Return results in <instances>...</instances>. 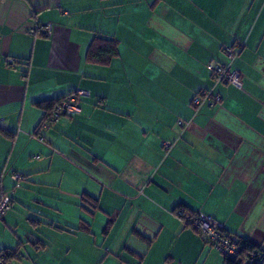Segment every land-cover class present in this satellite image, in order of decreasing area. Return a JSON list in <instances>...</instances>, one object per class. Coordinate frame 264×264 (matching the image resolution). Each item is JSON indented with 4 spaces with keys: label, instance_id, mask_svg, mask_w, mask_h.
<instances>
[{
    "label": "crops",
    "instance_id": "0c3cea01",
    "mask_svg": "<svg viewBox=\"0 0 264 264\" xmlns=\"http://www.w3.org/2000/svg\"><path fill=\"white\" fill-rule=\"evenodd\" d=\"M96 35L108 66L86 60ZM212 58L242 88L196 109ZM81 91L38 132L39 103ZM0 118L4 264H224L179 207L264 250V0H0Z\"/></svg>",
    "mask_w": 264,
    "mask_h": 264
},
{
    "label": "built area",
    "instance_id": "2783aa9c",
    "mask_svg": "<svg viewBox=\"0 0 264 264\" xmlns=\"http://www.w3.org/2000/svg\"><path fill=\"white\" fill-rule=\"evenodd\" d=\"M42 32L45 36L52 37V25L48 24L43 26ZM222 52L229 61H232L238 55L239 49L224 47ZM10 63L11 67L15 66L14 61H10ZM205 68L209 73L213 86L211 88L201 90L194 96L192 104L196 109L201 108L205 104L213 106L221 103L219 94L214 91L215 86L218 84H227L238 90L242 88L240 73L236 70L230 69L228 65L221 64L219 61L212 58L206 62ZM84 96L85 92L81 91L74 96L66 98V100L61 103L60 107L57 108L54 116L43 124L42 129L49 130L61 118L79 114L81 112V98ZM2 122L3 121L0 118V128L2 127ZM178 125L184 128L186 123L185 121L180 120ZM172 147L173 146L171 144L164 143V149L166 151H169ZM11 178L17 187L22 184V181H25V177L20 173L12 174ZM12 208V201L8 198L7 193L0 187V220L4 219ZM175 215L184 226L195 229L200 234L202 239L216 249L223 257L231 260L236 259L242 244H240L236 239L226 236L225 233H223V225L213 217L203 213L193 214L188 212L183 207L178 208ZM255 262L261 263V260L257 259Z\"/></svg>",
    "mask_w": 264,
    "mask_h": 264
},
{
    "label": "trees",
    "instance_id": "16d2710c",
    "mask_svg": "<svg viewBox=\"0 0 264 264\" xmlns=\"http://www.w3.org/2000/svg\"><path fill=\"white\" fill-rule=\"evenodd\" d=\"M118 55L119 51L116 40H114L113 38H106L100 35H96L87 50L86 60L89 63L95 65L108 66ZM74 95L76 94L73 93L56 100L39 103V106L45 111V114L38 127V132L41 131L43 124L54 116L57 108L60 107L61 103L65 101L66 98ZM223 233H225L226 236L231 237L225 232V230H223ZM236 240L240 244H242L238 252V256L234 260L224 257V264H264V250L258 248L253 243L247 240ZM0 255L1 260L4 264L5 262H9L11 259H14L17 256V252L5 250ZM257 259L261 260V263H256L255 260Z\"/></svg>",
    "mask_w": 264,
    "mask_h": 264
},
{
    "label": "rangeland",
    "instance_id": "374dc122",
    "mask_svg": "<svg viewBox=\"0 0 264 264\" xmlns=\"http://www.w3.org/2000/svg\"><path fill=\"white\" fill-rule=\"evenodd\" d=\"M92 179H93V178H92ZM23 182H24V181H22V184H23ZM22 184H21V185H22ZM7 196H8V198L11 200V198H10V196H9L8 194H7ZM12 205H13V204H12ZM12 210H13V208H12ZM12 210H11V211H12ZM11 211H10V212H11ZM10 212H8V214H9Z\"/></svg>",
    "mask_w": 264,
    "mask_h": 264
}]
</instances>
